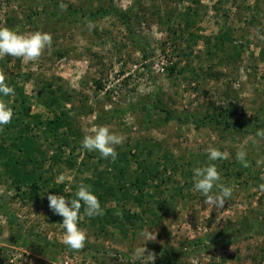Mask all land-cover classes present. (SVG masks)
I'll return each mask as SVG.
<instances>
[{"label": "rangeland", "instance_id": "1", "mask_svg": "<svg viewBox=\"0 0 264 264\" xmlns=\"http://www.w3.org/2000/svg\"><path fill=\"white\" fill-rule=\"evenodd\" d=\"M108 1L0 0V27L52 36L51 46L34 61L0 57V70L18 75L31 113L51 116L37 98L50 81L72 96L64 110L74 122L77 144L93 128L107 126L123 138L115 147L133 151L127 167H112L99 152L78 147L75 165L84 164L71 169L62 162L69 146L57 149L42 127L34 130L46 159L40 175L48 183L31 201L29 180L15 189L0 162V264H158L167 253L177 257L169 264H264V137L257 135L264 131V0H113L130 11L132 30L112 16L86 20L63 8L90 11ZM152 89L175 113L203 118L234 108L235 124L146 123L140 104L152 103ZM246 118L263 121L255 127L245 125ZM152 140L162 149L150 152L149 168L138 169L134 159L145 155L143 145ZM209 148L224 158L210 161ZM60 151L62 158L56 157ZM239 151L246 153L243 161L237 160ZM209 164L219 171L221 187L232 191L223 208L206 204L193 187V170ZM106 172L110 183H123L99 201L115 221L100 225L83 212L79 227L87 251L38 253L34 243L64 239L62 218L50 210L46 194L66 196L72 183ZM135 177L137 186L131 183ZM59 184L64 187L54 191ZM120 206L135 215L129 223L123 222ZM10 221L27 240H7ZM245 221L260 224L254 231L241 230Z\"/></svg>", "mask_w": 264, "mask_h": 264}, {"label": "trees", "instance_id": "2", "mask_svg": "<svg viewBox=\"0 0 264 264\" xmlns=\"http://www.w3.org/2000/svg\"><path fill=\"white\" fill-rule=\"evenodd\" d=\"M66 15L68 16H76L83 17L86 20H93L95 18H103L105 16H112L120 21L121 24L126 26L128 30H132V26L130 24L131 16L130 11H126L117 5L114 4L113 0H109L103 6L97 7L90 11H81L79 8L73 6H65ZM4 66V63H1ZM0 73L5 76V83L11 86L14 89V94H10L5 96L8 98L5 100H0V102H4L8 104L13 109V117L9 124L0 127V159L3 165V169L9 179H11V183L14 184L15 189H20L21 180L24 182L25 180H29L28 183V198L31 201L37 200L36 190L44 186L48 183L47 180L43 179V176L40 175V172L45 164V153L42 147L41 141H39L38 136L33 133L34 130H39L41 127L44 132L47 134V140L50 141V145L55 144L57 149H63V146H69L68 155L62 161L63 164L67 168L76 169L82 166L84 163L81 161L78 166H76V159L74 156V151L76 148L81 147V144H77L78 134L75 129L74 122L71 118V115L68 114L69 110H64V104L69 102L72 98L70 94H67L60 87H53L52 82H46L40 87V91L38 92L37 98L38 103L42 104L45 108H47V112L51 114V116H42V114H33L31 113V100L29 96L26 94L23 85H19L17 82L18 75L6 76L3 71L0 70ZM25 79L24 76H22ZM97 87H101L99 81H94ZM149 95L152 97L151 104L149 102H144L140 104V107L147 112V116L145 117L144 122H150L151 124L158 126L160 124L174 122L178 124H186L191 123L195 127L203 126L211 122H215L216 124H222L224 127H230L235 124V118H231V114H234L233 111H228V109H219V111H213L211 115L207 117L200 118L195 114H187V113H175L166 105L161 103V99L154 89L150 90ZM9 96H12L11 100ZM153 114L155 116L153 117ZM230 118L233 119L230 121ZM245 125L252 124L255 127L260 125V122L263 120H258L254 118L245 119ZM233 127V126H232ZM147 150L143 157H139L140 159H134L137 163L138 169L149 168L146 165V160L152 151H160L162 146L155 140L148 141L147 145H143ZM137 151V149H135ZM116 151L118 153L115 161H112L111 158L101 159L100 154L97 155L100 160L105 161V164H112V167L117 165H122L123 167H127L130 162V156L133 155L132 149L126 150L120 149L116 147ZM140 154L144 149H140ZM137 153V152H136ZM165 156L166 153H161ZM53 155V154H52ZM137 156V154H134ZM56 157L62 158V151H60ZM107 167V166H106ZM119 172L123 171L122 168H118ZM43 179V180H42ZM107 172L100 178L92 179V178H84L80 182H74L71 184V189L66 193V197H73L74 193L78 190L79 185L84 184L90 186V189L96 196L99 201L103 200V198H107L110 195H113L117 190L122 188V185L119 183H114L108 180ZM135 181H131L134 186H137L139 183V178L135 177ZM26 182V181H25ZM24 182V183H25ZM23 184V183H22ZM27 184V183H26ZM48 186V185H47ZM54 188V191L58 192L61 190V187H64L63 184H59ZM76 189V190H75ZM139 206H142V199L138 200ZM146 207V209H148ZM144 206L141 208V210ZM81 213L84 212V206L82 204ZM119 212L122 217L125 218L124 223L130 222V217L132 215L129 213V210L122 209L119 207ZM56 215V214H55ZM56 218L61 219L59 215H56ZM93 218H97L100 220V225L108 224L109 222H114L116 216L111 214V209L102 208V215L93 216ZM95 219V221H97ZM12 221V220H11ZM9 222V237L7 240H11V242H17L19 239H28L24 237L15 226H13L12 222ZM260 223L257 221H245L244 228L241 230H256L257 226ZM125 225V224H124ZM29 235V234H28ZM33 239V238H32ZM38 253L46 255L47 252H56L57 248H67L68 250H73L69 248L67 245L63 243H55L43 240L42 242H36L32 245ZM89 248L88 244L82 248V250L87 251ZM74 251V250H73ZM177 256V255H176ZM177 258L171 256L170 253L158 262V264H169L170 260Z\"/></svg>", "mask_w": 264, "mask_h": 264}, {"label": "clouds", "instance_id": "3", "mask_svg": "<svg viewBox=\"0 0 264 264\" xmlns=\"http://www.w3.org/2000/svg\"><path fill=\"white\" fill-rule=\"evenodd\" d=\"M257 36L260 37L259 31ZM52 44L50 33L34 31L21 33L16 29L0 27V57L6 55L24 58L29 61L38 59L46 48ZM14 94V89L5 83L4 74L0 73V95ZM13 117V109L8 104L0 102V127L10 123ZM258 136L264 137V131L258 130ZM123 142L120 135L110 131L107 126H99L92 129V134H86L81 140V147L88 151H97L103 159L117 158V145ZM246 156L244 151L237 153V160L243 161ZM224 158V154L216 149H208V159L215 161ZM261 163V161H257ZM62 180L63 177H60ZM221 177L214 164L197 167L193 170V187L205 198L206 204H212L215 208H223L231 197L232 191L228 187H221ZM219 189L213 193V189ZM264 189V185H261ZM48 206L53 214L62 217L61 225L64 231L63 243L73 250L82 249L85 246L86 233L79 227L82 204L84 214L89 217L102 215V209L98 197L91 191L90 186L81 184L74 196L69 198L61 194L47 193Z\"/></svg>", "mask_w": 264, "mask_h": 264}]
</instances>
